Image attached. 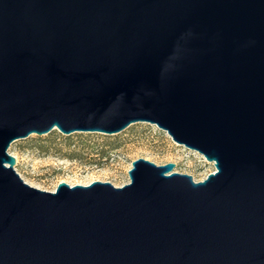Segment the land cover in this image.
Listing matches in <instances>:
<instances>
[{
	"label": "water",
	"instance_id": "obj_1",
	"mask_svg": "<svg viewBox=\"0 0 264 264\" xmlns=\"http://www.w3.org/2000/svg\"><path fill=\"white\" fill-rule=\"evenodd\" d=\"M137 122L216 171L47 191L10 152ZM0 264H264V0H0Z\"/></svg>",
	"mask_w": 264,
	"mask_h": 264
},
{
	"label": "rangeland",
	"instance_id": "obj_2",
	"mask_svg": "<svg viewBox=\"0 0 264 264\" xmlns=\"http://www.w3.org/2000/svg\"><path fill=\"white\" fill-rule=\"evenodd\" d=\"M10 152L16 156V169L25 181L47 191H55L61 182L75 186L102 181L121 187L130 182L129 170L139 158L157 165L174 163V171L190 174L196 181L216 171L215 164L198 151L149 122L133 123L115 134H64L54 129L16 140Z\"/></svg>",
	"mask_w": 264,
	"mask_h": 264
}]
</instances>
